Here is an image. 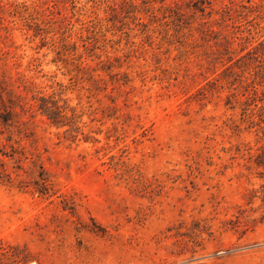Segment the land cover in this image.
Segmentation results:
<instances>
[{"label": "rangeland", "instance_id": "374dc122", "mask_svg": "<svg viewBox=\"0 0 264 264\" xmlns=\"http://www.w3.org/2000/svg\"><path fill=\"white\" fill-rule=\"evenodd\" d=\"M263 151L264 0H0V264H264Z\"/></svg>", "mask_w": 264, "mask_h": 264}, {"label": "trees", "instance_id": "16d2710c", "mask_svg": "<svg viewBox=\"0 0 264 264\" xmlns=\"http://www.w3.org/2000/svg\"><path fill=\"white\" fill-rule=\"evenodd\" d=\"M45 111L49 115V118L54 122V123H59V119L61 118V114H59V111L52 110L49 106H45ZM61 123V122H60ZM257 164L258 165H263L264 166V151L262 154H260L257 157Z\"/></svg>", "mask_w": 264, "mask_h": 264}]
</instances>
